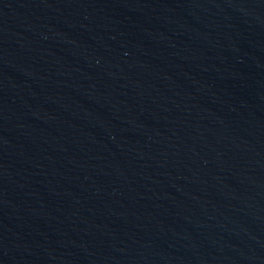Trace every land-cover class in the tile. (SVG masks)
<instances>
[{"label":"water","instance_id":"95a60500","mask_svg":"<svg viewBox=\"0 0 264 264\" xmlns=\"http://www.w3.org/2000/svg\"><path fill=\"white\" fill-rule=\"evenodd\" d=\"M0 264H264V0H0Z\"/></svg>","mask_w":264,"mask_h":264}]
</instances>
